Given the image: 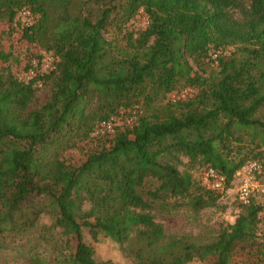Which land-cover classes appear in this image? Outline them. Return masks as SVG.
Listing matches in <instances>:
<instances>
[{"label": "trees", "instance_id": "1", "mask_svg": "<svg viewBox=\"0 0 264 264\" xmlns=\"http://www.w3.org/2000/svg\"><path fill=\"white\" fill-rule=\"evenodd\" d=\"M23 8L36 21L16 24L20 40L59 61L45 76L49 99L29 110L36 90L12 75L21 58L0 34V225L51 216L74 246L57 264H112L95 258L84 231L134 264H230L238 250L264 264L258 199L239 204L205 243L168 237L156 218L184 207L197 214L221 197L179 171V156L190 169L214 168L225 191L247 162L264 163V0H0V22L12 26ZM139 12L147 25L132 30ZM183 88L195 94L163 103ZM122 110L136 111L128 128L95 135ZM80 144L90 147L69 162Z\"/></svg>", "mask_w": 264, "mask_h": 264}, {"label": "rangeland", "instance_id": "2", "mask_svg": "<svg viewBox=\"0 0 264 264\" xmlns=\"http://www.w3.org/2000/svg\"><path fill=\"white\" fill-rule=\"evenodd\" d=\"M147 25V17L139 12L138 15L131 21L130 29L141 30ZM3 32V33H2ZM20 26L13 24L10 26L7 22H0V34L2 33L1 43L3 46L11 44V50L15 53L17 58H21L20 62L12 63L10 70L15 77L19 76L25 69L23 68L29 58L30 54H39L45 52L38 45H29L20 40ZM14 47V48H13ZM36 58V57H35ZM34 59V57L32 58ZM31 59V60H32ZM186 88L174 91L167 96V101L171 98L179 97V93ZM51 93V84L47 83L45 86L37 90L35 98L30 103L28 109L34 110L41 107L47 102ZM195 94V90L191 89L187 98H191ZM118 115L116 130L128 128L130 125L126 123L129 115L128 112L121 111ZM258 117L264 120V109L258 114ZM133 116V120H134ZM106 136H100L103 138ZM88 144H91L88 143ZM83 144H80L75 151H69L65 154L69 162H78L90 147L86 145L84 149ZM245 151V149L243 150ZM181 164L178 165L179 171H189L196 184H199V172L201 167L196 164L193 168H189L187 159L179 156ZM264 161V155L263 159ZM264 181V177H263ZM238 178L235 176L230 187L221 193V197L216 207L208 208L194 214L190 209L184 207L178 209L173 213L156 214L157 221L164 227L165 233L168 237L180 238L187 237L194 239L196 242L205 243L210 242L215 238L217 231L221 225L231 224L234 222L236 216L240 213L239 202L236 198V191L238 187ZM263 201L262 198L258 199ZM4 213L3 208L0 207V216ZM27 217V216H26ZM26 217L17 214L13 217V222L3 223L0 225V264H32L31 258L38 257L48 264H57L61 256H67L73 249V241L67 244L68 238L61 233L59 228L53 226V218L47 214H41L35 221L32 227L24 226ZM261 237L259 239L264 242V230L260 229ZM83 239L90 244L95 252V258L102 261H110L112 264H134L133 259L127 256L122 249L111 240L100 236L97 242H94L87 231L83 232ZM69 245V246H68ZM255 258L248 253V251L238 250L234 253L232 262L230 264H254ZM187 264H205L199 260H193Z\"/></svg>", "mask_w": 264, "mask_h": 264}, {"label": "built area", "instance_id": "3", "mask_svg": "<svg viewBox=\"0 0 264 264\" xmlns=\"http://www.w3.org/2000/svg\"><path fill=\"white\" fill-rule=\"evenodd\" d=\"M36 21V16L27 9H21L15 19V25L20 24L22 27H30ZM148 22V21H147ZM59 59L54 56L52 52H43L36 58L32 59L29 66L19 75L17 79L24 84H32V88L36 91L42 89L47 83L45 76L55 71L56 64ZM35 80V81H33ZM190 88L179 93V97L173 96L171 102L181 101L187 98ZM124 111V110H122ZM129 115L126 123L131 125L133 123V116L136 111H127ZM125 113V112H124ZM122 114V113H120ZM117 117H111L106 121H102L97 126L95 135H111L114 134L117 127ZM238 178V187L236 191V198L242 206H248L252 200L262 198L264 203V163L259 160H252L247 162L236 174ZM200 186L206 190L222 193L225 191V177L218 173L212 167H204L199 172ZM259 219L264 225V207L259 213Z\"/></svg>", "mask_w": 264, "mask_h": 264}]
</instances>
